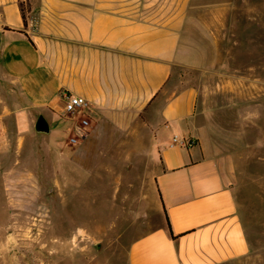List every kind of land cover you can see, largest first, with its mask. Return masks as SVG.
Masks as SVG:
<instances>
[{"label":"crops","instance_id":"0c3cea01","mask_svg":"<svg viewBox=\"0 0 264 264\" xmlns=\"http://www.w3.org/2000/svg\"><path fill=\"white\" fill-rule=\"evenodd\" d=\"M229 7L228 0H0V168L11 156L10 134L19 138L36 114L63 112L62 93L81 95L93 122L83 146L96 144L115 163L154 167L162 222L129 242L126 264L247 257L236 183L256 155V99L225 102L170 82L182 65H206L196 45L215 41L209 30ZM189 28L204 37L189 39Z\"/></svg>","mask_w":264,"mask_h":264},{"label":"rangeland","instance_id":"374dc122","mask_svg":"<svg viewBox=\"0 0 264 264\" xmlns=\"http://www.w3.org/2000/svg\"><path fill=\"white\" fill-rule=\"evenodd\" d=\"M228 2L209 30L215 41L196 45L206 65H182L170 82L225 102L256 99V155L236 183L251 250L230 264H264V0ZM188 35L204 37L198 28ZM38 116L19 138L10 134L0 168V264H126L129 242L162 222L153 164L115 163L96 144L83 146L88 137L69 145L63 112L44 113L51 132L38 133Z\"/></svg>","mask_w":264,"mask_h":264},{"label":"built area","instance_id":"2783aa9c","mask_svg":"<svg viewBox=\"0 0 264 264\" xmlns=\"http://www.w3.org/2000/svg\"><path fill=\"white\" fill-rule=\"evenodd\" d=\"M62 98L63 115L70 120L67 141L69 145H75L85 140L91 133L93 125L91 105L85 97L74 93L64 92ZM174 143L189 146L193 144V140L174 137Z\"/></svg>","mask_w":264,"mask_h":264},{"label":"water","instance_id":"95a60500","mask_svg":"<svg viewBox=\"0 0 264 264\" xmlns=\"http://www.w3.org/2000/svg\"><path fill=\"white\" fill-rule=\"evenodd\" d=\"M2 35L0 33V47H1ZM35 130L38 133L49 134L51 132V126L43 114H40L35 123Z\"/></svg>","mask_w":264,"mask_h":264},{"label":"trees","instance_id":"16d2710c","mask_svg":"<svg viewBox=\"0 0 264 264\" xmlns=\"http://www.w3.org/2000/svg\"><path fill=\"white\" fill-rule=\"evenodd\" d=\"M22 17H23V20H24V24L27 25V19H26V15H25V13H24V6H23V4H22ZM166 221L168 222V218H167V216H166ZM168 225H169V231H170L171 236H172L173 238H176V236L173 235V233H172V231H171L170 224H168Z\"/></svg>","mask_w":264,"mask_h":264}]
</instances>
